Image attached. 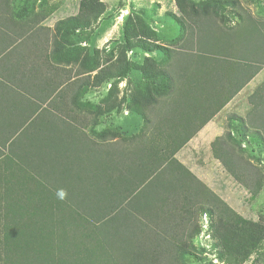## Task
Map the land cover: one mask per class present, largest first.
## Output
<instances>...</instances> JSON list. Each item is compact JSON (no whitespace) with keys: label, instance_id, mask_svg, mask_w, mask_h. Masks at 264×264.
Here are the masks:
<instances>
[{"label":"trees","instance_id":"1","mask_svg":"<svg viewBox=\"0 0 264 264\" xmlns=\"http://www.w3.org/2000/svg\"><path fill=\"white\" fill-rule=\"evenodd\" d=\"M13 1L0 0V10L12 9ZM175 3L189 21L188 27L182 26L189 29L178 49L160 45L157 32L150 31L141 14L136 13L125 21L123 43L115 61L101 68L95 62L99 52L84 56L91 60L93 71L99 69L94 77L97 85L124 80L134 70L142 74L146 91L134 95L139 100L134 107L127 106L142 115L144 106L157 104L161 97H171L176 104L192 100L183 94L186 91L198 93L204 105L212 99L211 105L218 111L264 67V22L256 20L238 1L232 3L236 6L233 15L240 22L228 29L219 24L225 21L220 20V12L212 9L213 2H206L200 8L190 0H175ZM120 7L125 8L126 3L120 2ZM104 12L105 5L100 0H79L77 14L56 23L57 34L62 42L75 33L89 32L88 36ZM177 21L182 25L181 20ZM143 26L146 29L139 32ZM133 50L146 54L160 52L163 58L156 61L145 57L143 64H137L129 57ZM75 52L80 62V49L75 48ZM221 95L223 99L216 103L215 98ZM112 98L110 91L109 113L116 106V102L111 104ZM131 103L134 105L133 100ZM249 104L252 110L247 117L231 116L228 131L211 147L214 158L227 174L258 196L264 187V175L250 159L257 155L264 157V82L249 97ZM181 147L177 146L169 155L173 156ZM174 163L182 170L180 177L167 178L165 170L154 168L157 174L146 185L148 174L132 175V180L127 178V173L121 190L113 197L102 198L99 183H94L90 197L86 195V207L77 203L74 208H61L53 213L3 210L0 264H181L182 246L186 247L187 240L182 239L184 235L170 234V229H177L171 227L172 223H190V229L194 227L190 210L196 216L197 213L217 216L222 225L220 240L228 253L224 256L226 264H244L252 254L264 262V226L244 220L190 171ZM172 183L181 191L161 192ZM84 195L79 192L77 196ZM155 201L161 207L151 208ZM192 239L190 236L189 240Z\"/></svg>","mask_w":264,"mask_h":264},{"label":"crops","instance_id":"2","mask_svg":"<svg viewBox=\"0 0 264 264\" xmlns=\"http://www.w3.org/2000/svg\"><path fill=\"white\" fill-rule=\"evenodd\" d=\"M53 14L0 10V215L13 209L53 213L77 203L86 207L94 183L102 198L113 197L127 173L132 180L148 174L147 185L159 168L174 180L182 173L174 161L220 197L221 177H231L211 146L228 131L231 116L250 113L249 97L264 82V67L218 111L212 99L204 105L198 93L186 91L192 100L176 104L171 97L158 98L143 107L144 115L118 101L109 113L108 82L95 84L98 70L84 58L91 37L81 42L75 33L62 42L57 22H50ZM75 48L84 65L77 62ZM60 189L66 191L63 199ZM166 191L181 188L172 183L161 192ZM157 207L160 202H153L151 208ZM176 226L170 234L189 240L191 224H171Z\"/></svg>","mask_w":264,"mask_h":264},{"label":"rangeland","instance_id":"3","mask_svg":"<svg viewBox=\"0 0 264 264\" xmlns=\"http://www.w3.org/2000/svg\"><path fill=\"white\" fill-rule=\"evenodd\" d=\"M105 5V12L101 19L93 26L90 31L91 44L87 46L91 55L99 52L96 58L98 65L107 66L118 58L123 43V29L127 17L130 14H141L142 22L149 26L150 31H156L158 43L169 49H178L187 38L189 21L186 16L182 15L175 3V0H100ZM124 1L125 8H119V3ZM198 8L204 3H212L211 7L220 12L219 24L224 29L235 27L239 24L233 13L236 12V6L232 4L235 0H190ZM239 5L246 9L256 20H264V0H236ZM14 10H26L34 14L52 11L54 13L50 22L55 24L61 18L68 15H75L78 11L79 0H14L11 3ZM224 17V18H223ZM181 20L182 25L177 21ZM145 26L139 28V32L145 30ZM154 31V32H155ZM89 33V32H88ZM81 32L78 38L81 42L85 41V34ZM89 53L86 54L87 57ZM145 53L140 50L129 52L131 61L137 64H143ZM82 53L80 51V59ZM151 58L161 61L163 54L154 52L150 54ZM84 60V59H83ZM88 60V58H86ZM93 66V64H92ZM99 70V69H98ZM95 83V82H94ZM109 90L112 91L113 98L111 104L120 102L125 97L126 106H135L139 100L134 97L136 93L145 90V83L142 74L139 71H131L129 76L121 81L108 82ZM161 99H163L161 97ZM132 100L134 105H131ZM162 102V101H161ZM257 167L260 168L264 175V157L259 155L250 159ZM233 178L221 177L224 183V191L220 193V198L224 200L235 212L244 220L264 226V187L258 196H253L248 190L237 183ZM226 184V185H225ZM234 184V185H233ZM190 220L195 226L189 231L192 240H187L183 256L180 257L181 264H226L224 256L225 247L220 240L221 223L217 216L210 217L207 213H197L190 210ZM184 244V242H183ZM244 264H264L258 259L256 254L250 255Z\"/></svg>","mask_w":264,"mask_h":264},{"label":"clouds","instance_id":"4","mask_svg":"<svg viewBox=\"0 0 264 264\" xmlns=\"http://www.w3.org/2000/svg\"><path fill=\"white\" fill-rule=\"evenodd\" d=\"M57 195L59 198L63 199L65 198L66 196V191L64 189H60L58 192H57Z\"/></svg>","mask_w":264,"mask_h":264}]
</instances>
